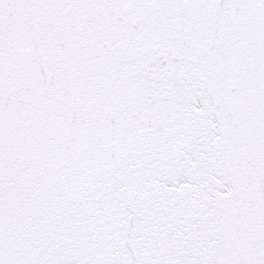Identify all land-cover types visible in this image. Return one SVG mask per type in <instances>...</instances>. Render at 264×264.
<instances>
[{
    "label": "snow or ice",
    "instance_id": "snow-or-ice-1",
    "mask_svg": "<svg viewBox=\"0 0 264 264\" xmlns=\"http://www.w3.org/2000/svg\"><path fill=\"white\" fill-rule=\"evenodd\" d=\"M0 264H264V0H0Z\"/></svg>",
    "mask_w": 264,
    "mask_h": 264
}]
</instances>
